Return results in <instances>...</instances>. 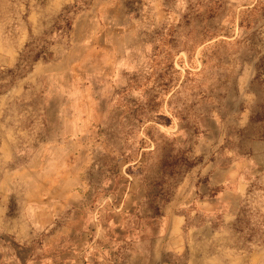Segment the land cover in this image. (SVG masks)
<instances>
[{
  "label": "rangeland",
  "instance_id": "rangeland-1",
  "mask_svg": "<svg viewBox=\"0 0 264 264\" xmlns=\"http://www.w3.org/2000/svg\"><path fill=\"white\" fill-rule=\"evenodd\" d=\"M0 264H264V0H0Z\"/></svg>",
  "mask_w": 264,
  "mask_h": 264
},
{
  "label": "trees",
  "instance_id": "trees-1",
  "mask_svg": "<svg viewBox=\"0 0 264 264\" xmlns=\"http://www.w3.org/2000/svg\"><path fill=\"white\" fill-rule=\"evenodd\" d=\"M66 27H64V28H67V27H69L70 26V21H69V19L67 18L66 20ZM68 29V28H67ZM40 56V54H37V55H35L34 56V58H37V57H39ZM254 118V117H253Z\"/></svg>",
  "mask_w": 264,
  "mask_h": 264
}]
</instances>
